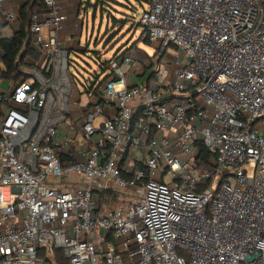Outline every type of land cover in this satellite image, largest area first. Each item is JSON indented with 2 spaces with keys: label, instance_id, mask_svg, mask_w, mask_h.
<instances>
[{
  "label": "built area",
  "instance_id": "obj_1",
  "mask_svg": "<svg viewBox=\"0 0 264 264\" xmlns=\"http://www.w3.org/2000/svg\"><path fill=\"white\" fill-rule=\"evenodd\" d=\"M42 1L39 57L5 79L0 56V264H264V0H147L140 37L176 57L138 84L133 49L82 83Z\"/></svg>",
  "mask_w": 264,
  "mask_h": 264
},
{
  "label": "rangeland",
  "instance_id": "obj_2",
  "mask_svg": "<svg viewBox=\"0 0 264 264\" xmlns=\"http://www.w3.org/2000/svg\"><path fill=\"white\" fill-rule=\"evenodd\" d=\"M74 1L76 2V0ZM81 1L83 3L80 8L83 15V31L79 37V46L84 51L70 52V59L73 61L70 71L82 83L93 80L97 76L103 77V62L119 55L128 45L146 64L156 61L158 55L164 50L161 49L159 43L145 42L140 37L141 26L138 22L143 10L147 9L145 0ZM165 51L162 61H172L176 57L175 48L166 47ZM179 58L186 62V58L182 54ZM138 69H132L131 75L135 76ZM137 80L140 81L139 78ZM2 85L7 88L8 80H5ZM98 121L99 119L96 124Z\"/></svg>",
  "mask_w": 264,
  "mask_h": 264
},
{
  "label": "trees",
  "instance_id": "obj_3",
  "mask_svg": "<svg viewBox=\"0 0 264 264\" xmlns=\"http://www.w3.org/2000/svg\"><path fill=\"white\" fill-rule=\"evenodd\" d=\"M79 4L78 9L81 8V5L83 4L81 0L79 1ZM37 8L42 11L44 10L42 0H24V2L19 6L17 12L16 29H14L10 36H0V56L5 65V71L2 75L5 79L9 77L15 79L19 76L20 67L26 64L24 62L25 57H29L30 61H34L39 57L38 51L31 45L32 33L29 29L31 15ZM145 42L150 41L145 40ZM130 49H132L130 45L126 46L120 54L115 57L116 60L118 61L120 57L126 54V52ZM83 51V48L77 49V52ZM165 52L166 51L164 49L160 55H158L156 61H152L151 64H142L143 74L138 76L140 79L139 83L145 82L149 76H151L152 68L156 65V63L162 62L161 59L163 58ZM196 152V164L202 167L210 166V160L214 157V154L210 152L200 140L196 143ZM119 196V190H94L93 199L96 203V209L101 210L103 206L113 208L120 202ZM45 264H69V261L64 256L62 250H56L54 261L51 262L49 260H45Z\"/></svg>",
  "mask_w": 264,
  "mask_h": 264
},
{
  "label": "crops",
  "instance_id": "obj_4",
  "mask_svg": "<svg viewBox=\"0 0 264 264\" xmlns=\"http://www.w3.org/2000/svg\"><path fill=\"white\" fill-rule=\"evenodd\" d=\"M61 4L63 5L64 12L67 15L66 20L63 23L62 29L59 31L58 35L60 40L63 42L64 46L69 49L70 52H77V49L80 48L79 37L81 32L83 31L82 26H76L77 23V14L80 12V8L78 9L77 4H79L80 0H60ZM24 2V0H4V6L7 10L13 11L16 13L19 9V6ZM75 2V3H74ZM77 7V8H76ZM76 9V10H75ZM17 24L16 20L13 22H6L0 14V36H10L14 29H16ZM26 59L30 60L29 57H25ZM136 69L139 68L137 72H135V76L130 74V83L138 84L140 81L137 80L138 76L143 74L142 65L135 67ZM134 69V68H132ZM131 69V70H132ZM130 70V71H131ZM5 80L0 81V87H3ZM5 88V87H3Z\"/></svg>",
  "mask_w": 264,
  "mask_h": 264
}]
</instances>
